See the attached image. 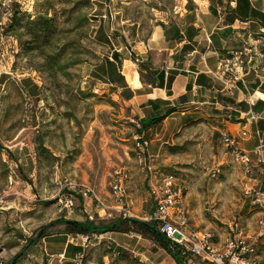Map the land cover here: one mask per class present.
<instances>
[{
  "label": "rangeland",
  "instance_id": "1",
  "mask_svg": "<svg viewBox=\"0 0 264 264\" xmlns=\"http://www.w3.org/2000/svg\"><path fill=\"white\" fill-rule=\"evenodd\" d=\"M108 3L143 36L174 6L173 0H0V53L8 63L2 75L25 76L39 87L34 97L11 80L0 91V264H138L130 250L93 235L80 261L53 256L59 237L80 242L64 224L49 226L38 237L41 227L58 218L120 217V210L111 208L110 216L100 217L90 199L59 190L62 179L91 185L114 206L109 182L118 171L126 175L119 206L138 217L153 206L146 171L135 157L139 127L102 85L111 74L106 56L116 42L100 43L94 34L99 23L91 20H98L93 16L104 13ZM164 141L153 149L148 145L156 155L152 169L158 178H177L192 228L222 233L235 217L254 225L250 214L264 209L243 194L241 168L222 138L197 122ZM68 196L72 207L64 201ZM122 226L136 230L131 222Z\"/></svg>",
  "mask_w": 264,
  "mask_h": 264
},
{
  "label": "crops",
  "instance_id": "2",
  "mask_svg": "<svg viewBox=\"0 0 264 264\" xmlns=\"http://www.w3.org/2000/svg\"><path fill=\"white\" fill-rule=\"evenodd\" d=\"M173 1L172 11L160 17L146 36L138 28L130 27L118 10L112 17L94 20L99 23L94 26L99 42L104 45H108V40L116 42L111 55L106 56L111 74L102 85L132 112L131 120L139 127L138 135L152 149L161 140L159 145L165 138L202 122L218 139L232 136L236 147L251 159L261 157L263 163L256 174L264 183V0ZM111 6L105 4L101 10L108 12ZM235 55L243 60L241 67L236 68L237 80L221 68L223 61ZM4 63L8 64L0 53V91L12 80L17 84L19 81L23 93L38 95L39 87L32 79L4 77L1 72ZM148 154L152 167L156 155L149 149ZM145 173L148 185V177L156 173ZM184 204L191 222L187 195ZM114 208L117 205L111 206ZM152 209L153 206L147 215L134 218L147 221ZM97 211L102 218L110 216ZM249 218L254 222L251 228L242 222L260 243L264 210L251 213ZM92 235L98 240H111L114 247L130 250L138 264H177L157 242L136 231ZM59 238V250L50 253L63 252L66 261L74 260L89 244Z\"/></svg>",
  "mask_w": 264,
  "mask_h": 264
},
{
  "label": "built area",
  "instance_id": "3",
  "mask_svg": "<svg viewBox=\"0 0 264 264\" xmlns=\"http://www.w3.org/2000/svg\"><path fill=\"white\" fill-rule=\"evenodd\" d=\"M117 10L108 8L99 19H106L116 15ZM94 18L97 16H93ZM94 22V20H91ZM243 63L239 55L232 56L221 63L224 72L232 74V78H239L236 68ZM246 133L243 132V135ZM222 141L229 149L233 160L240 166L242 172V191L251 197L253 204L264 209V183L259 181L256 174L257 167L263 163L261 157L251 159L245 151L236 147V140L229 135H223ZM148 141L140 135L135 136V157L142 170L152 173L149 163ZM126 175L116 171L109 182L111 197L115 201L116 210H120V217L134 218L129 209H122L126 196ZM59 190H68L76 193L82 199H90L99 210L108 213L111 208L97 191L89 184L62 179L58 181ZM148 194L153 201V209L147 221H157L158 230L171 241V247H176L185 264H264V221H260L261 229L258 235L261 242L247 230L240 218H233L226 225L227 230L216 232L209 229L197 230L191 227L184 204V194L181 191L177 178L173 174L157 177L155 174L148 177ZM68 207L73 206V199L65 197ZM120 205V206H119ZM209 209V207H207ZM107 210V211H106ZM211 212L216 210L211 207ZM89 219L93 220L91 215ZM74 239V238H72ZM83 245H87L90 236L77 234ZM64 259V253L53 254ZM82 255L77 254L74 260L80 261Z\"/></svg>",
  "mask_w": 264,
  "mask_h": 264
},
{
  "label": "trees",
  "instance_id": "4",
  "mask_svg": "<svg viewBox=\"0 0 264 264\" xmlns=\"http://www.w3.org/2000/svg\"><path fill=\"white\" fill-rule=\"evenodd\" d=\"M12 17H15V20H17V15L15 13ZM130 222L136 226V232L153 238L160 247L164 248L173 257L177 264H184L178 249L176 247H171V241L158 230L157 221L155 220L146 221L134 218L119 217L118 219L110 222H104L103 220L96 222L94 219L91 220L89 218H86L85 220L58 218L41 227L38 237H44V231L46 230V228L56 224L66 225L69 233L91 236L92 234H101L109 231H131L132 229H130L129 227L127 228L122 226L123 224H127Z\"/></svg>",
  "mask_w": 264,
  "mask_h": 264
}]
</instances>
